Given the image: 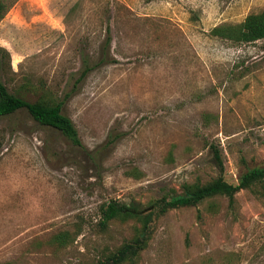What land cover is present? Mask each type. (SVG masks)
Here are the masks:
<instances>
[{
    "label": "rangeland",
    "instance_id": "obj_1",
    "mask_svg": "<svg viewBox=\"0 0 264 264\" xmlns=\"http://www.w3.org/2000/svg\"><path fill=\"white\" fill-rule=\"evenodd\" d=\"M262 10L264 0H16L0 20V81L26 100L62 99L85 60L100 59L108 26L111 42L63 102L81 146L24 109L0 117V263L97 264L140 229L99 227L100 205L117 200L154 209L137 264H264L258 184L232 202L154 208L185 184L264 167V39L210 33Z\"/></svg>",
    "mask_w": 264,
    "mask_h": 264
},
{
    "label": "trees",
    "instance_id": "obj_2",
    "mask_svg": "<svg viewBox=\"0 0 264 264\" xmlns=\"http://www.w3.org/2000/svg\"><path fill=\"white\" fill-rule=\"evenodd\" d=\"M16 0H0V20L7 13L11 5ZM211 35L220 37L233 42L249 43L256 40L264 39V10L258 13L247 15L241 22L236 24H221L210 30ZM111 42L110 27L106 29L105 39L102 45L100 59L93 65L85 60L82 69L78 72L71 89L63 94L62 99L48 91L42 92L36 101H29L14 94L0 81V117L11 115L19 110H26L33 120L42 126L51 127L60 132L73 145L81 146V140L78 130L72 119L62 112L63 102L68 99L93 67L108 61V51ZM1 51L8 52L4 48ZM117 137H110L107 141L112 144ZM214 158L220 169L222 161L217 148H213ZM259 185L264 192V167L253 168L245 172L237 183L229 182L222 175L204 183L185 184L183 192L173 196H163L156 200L154 208L159 213H163L171 208L183 206H193L202 200L215 195H224L230 202L233 201L234 195L241 189L250 188ZM154 209L142 210L136 203H125L117 200L104 202L99 207L98 225L101 229H106L112 220H130L136 219L140 222V229L134 237L123 242L116 250L110 252L107 256L100 259L97 264H137L140 252L146 247L150 238V223ZM54 240L64 244L68 237L66 233L58 234ZM0 264H11L10 262Z\"/></svg>",
    "mask_w": 264,
    "mask_h": 264
}]
</instances>
